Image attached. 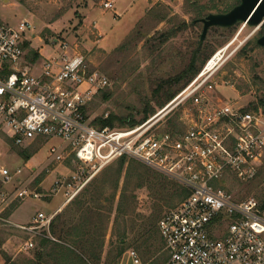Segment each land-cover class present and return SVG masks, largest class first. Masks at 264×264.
<instances>
[{"label": "built area", "instance_id": "1", "mask_svg": "<svg viewBox=\"0 0 264 264\" xmlns=\"http://www.w3.org/2000/svg\"><path fill=\"white\" fill-rule=\"evenodd\" d=\"M110 5L103 1L104 7ZM32 28L26 19L16 25L0 22V125L18 146L50 137L65 143L67 155L78 164L68 175L56 177L51 191L64 189L69 199L110 160L122 155L137 159L190 191L158 219L167 253L162 264H264V207L253 196L236 200L216 184L225 172L242 182L255 175L264 154V113L205 95L214 87L213 72L207 69L213 56L150 119L132 127H98L89 118L88 105L108 85L107 77L90 69L83 55L67 53L65 42L60 58L27 61L24 42ZM186 98L192 108L179 126L159 130L149 122ZM49 154L53 161L63 156L54 146ZM0 177L9 181L10 170L0 166ZM15 196L38 193L22 188ZM52 217L39 211L27 226H17L48 229ZM31 246V239L24 243ZM125 252L129 264H147L135 249Z\"/></svg>", "mask_w": 264, "mask_h": 264}, {"label": "rangeland", "instance_id": "2", "mask_svg": "<svg viewBox=\"0 0 264 264\" xmlns=\"http://www.w3.org/2000/svg\"><path fill=\"white\" fill-rule=\"evenodd\" d=\"M103 1L0 0V22L16 25L21 19H26L31 23L33 28L24 47L27 61L31 48L39 53V60L60 58L64 52L60 44L65 42L67 53L83 55L90 69L107 77L108 85L100 90L105 95L97 91L88 105L91 121L110 113L138 116L144 104L156 109L151 118L162 108L156 107L152 90L157 83L173 77L184 68L189 52L198 44L202 24L193 21L194 12L185 6L184 0H109V7H104ZM221 1L219 4H223ZM153 7L163 8L167 17L172 16L173 20L157 21L154 16H149L147 12ZM181 21H184V29L159 43L157 31H164ZM260 34L261 25L241 22L230 29H208L201 44L210 55L200 70L222 49L211 68L214 87L205 93L210 100H232L246 107L249 102L263 96L264 87L259 81L264 80V46H255ZM126 37L129 40L125 48L115 50L118 52L113 54L115 47ZM188 100L186 98L168 113L159 114L149 122H154L153 127L159 130L179 126L180 119L192 108ZM7 135L8 130L0 125V166L8 168L11 173L7 182L0 177V264H8L5 263L6 257L10 258L9 261L18 262L16 264H24L21 259L31 256V247L25 248L24 243L29 239L34 242L35 235L48 229L42 227L32 231L17 225L27 226L39 211L46 215L53 213L54 216L56 212L53 210L62 200L70 198L64 189L52 192V182L56 177L74 171L78 163L72 154L67 155L65 143L60 138H35L16 148ZM52 146L63 152L60 161H53L49 154ZM19 150H25L27 154L19 153ZM263 161L264 154L258 168ZM17 169L18 173L15 172ZM39 175H42L41 181L33 182ZM22 188L36 190L38 197H16V191ZM242 188V185L238 186L232 194L239 197L244 192ZM1 195L4 200H1ZM249 196L255 197V194L251 192L243 198ZM149 204L147 191L138 190L136 212L147 215ZM118 264H129L126 252Z\"/></svg>", "mask_w": 264, "mask_h": 264}, {"label": "trees", "instance_id": "3", "mask_svg": "<svg viewBox=\"0 0 264 264\" xmlns=\"http://www.w3.org/2000/svg\"><path fill=\"white\" fill-rule=\"evenodd\" d=\"M223 1V4H219V0H184V3L193 10V21L201 23L199 19L206 14L226 12L239 2ZM147 14L154 16L157 21L168 18L166 20L169 22L174 18L167 17L163 8L153 7ZM183 23L184 21H181L164 31H157L159 43L183 30ZM232 26L222 28L230 29ZM215 27L220 26L210 28ZM128 40L127 37L124 38L115 47L113 54L123 50ZM27 44L25 41L24 47ZM196 45L197 43L189 52L184 68L173 77L157 83L152 90L156 107L160 108L172 99L196 75L209 57L210 52H205L204 45ZM255 46L260 45L255 41ZM27 57L35 60L40 55L31 48ZM259 84L264 87V80H260ZM102 95H105V92H102ZM258 109L264 112V94L244 107V110ZM155 110L153 106L144 104L138 116L110 113L107 116H97L91 122L98 127H132L148 119ZM8 139L13 147H19L12 139ZM23 152L27 154L25 150H19V153ZM41 179L42 175H39L33 182L37 183ZM216 184L229 192L242 185L243 194L239 197L233 194L234 198L239 200L253 192L259 206L264 207V161L248 181L241 182L232 173L225 172ZM140 189H145L150 199L147 215L136 212L137 191ZM189 192L186 186L139 160L125 155L119 156L96 171L64 207L54 214L48 231L34 236L32 249H29L31 256L21 260L24 264H118L123 253L132 247L143 262L162 264L167 259V253L163 249L164 240L158 231V219L165 211L181 202ZM107 235L109 237L105 244ZM3 254L6 257L5 253ZM9 260L10 258L6 257L5 263H18Z\"/></svg>", "mask_w": 264, "mask_h": 264}, {"label": "water", "instance_id": "4", "mask_svg": "<svg viewBox=\"0 0 264 264\" xmlns=\"http://www.w3.org/2000/svg\"><path fill=\"white\" fill-rule=\"evenodd\" d=\"M199 21L202 24L197 47H200L208 29L212 26L228 27L237 22L261 25V34L256 43L264 46V0H239L226 12H210Z\"/></svg>", "mask_w": 264, "mask_h": 264}, {"label": "crops", "instance_id": "5", "mask_svg": "<svg viewBox=\"0 0 264 264\" xmlns=\"http://www.w3.org/2000/svg\"><path fill=\"white\" fill-rule=\"evenodd\" d=\"M29 59V58H28ZM28 61H34V63H37L38 64V62H40L41 60H39V58H37V59H35V60H31V59H29ZM212 101H214V100H212ZM69 200H62L61 201V203L53 210V211H55L56 213L57 212H59L63 207H64V205L68 202ZM23 222H25V221H23ZM30 221H28L27 223H29ZM79 264V263H78Z\"/></svg>", "mask_w": 264, "mask_h": 264}, {"label": "bare ground", "instance_id": "6", "mask_svg": "<svg viewBox=\"0 0 264 264\" xmlns=\"http://www.w3.org/2000/svg\"><path fill=\"white\" fill-rule=\"evenodd\" d=\"M222 49H219L216 54L213 56V58L209 61L207 64V69H211L215 65V61L219 56V53H221Z\"/></svg>", "mask_w": 264, "mask_h": 264}]
</instances>
